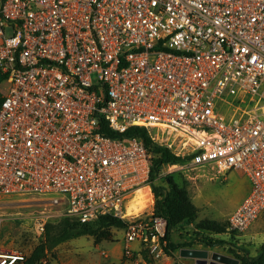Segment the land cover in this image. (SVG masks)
Masks as SVG:
<instances>
[{
	"label": "built area",
	"instance_id": "1",
	"mask_svg": "<svg viewBox=\"0 0 264 264\" xmlns=\"http://www.w3.org/2000/svg\"><path fill=\"white\" fill-rule=\"evenodd\" d=\"M0 75V194L48 198L31 216L38 233L112 215L126 223L124 257L166 256L150 154L103 123L190 157L166 175L242 171L251 188L229 231L264 214V0H0ZM139 190L145 215L128 211ZM25 260L0 251V264Z\"/></svg>",
	"mask_w": 264,
	"mask_h": 264
},
{
	"label": "rangeland",
	"instance_id": "2",
	"mask_svg": "<svg viewBox=\"0 0 264 264\" xmlns=\"http://www.w3.org/2000/svg\"><path fill=\"white\" fill-rule=\"evenodd\" d=\"M167 167L163 169L162 176L169 170ZM172 177L188 189L189 197L198 208L196 223L204 220L227 222L230 213L242 202L250 183L240 170L219 175L209 167L177 170ZM47 199L35 194H0V251L18 252L27 258L43 242L45 233L36 231L31 216L46 206ZM146 202V193L135 198L131 204L132 212L138 213L141 210L144 215L148 214L153 204L151 200L148 208H144ZM124 229L110 228L102 231L98 238L87 235L63 242L48 253L41 264H134L124 257L123 251H111L115 245L124 241ZM171 238L176 244L190 245L186 248L208 250L210 259L211 254L216 252L233 257L241 264L242 256L256 257L264 244V217L259 218L245 233L228 229L224 233H213L199 229L197 224L183 222L174 228ZM181 249L184 248L173 251L169 257L181 261L179 264H196L194 258H180ZM153 257L157 264L166 258H156L155 253Z\"/></svg>",
	"mask_w": 264,
	"mask_h": 264
},
{
	"label": "trees",
	"instance_id": "3",
	"mask_svg": "<svg viewBox=\"0 0 264 264\" xmlns=\"http://www.w3.org/2000/svg\"><path fill=\"white\" fill-rule=\"evenodd\" d=\"M1 80L2 77L0 75V84ZM2 101L3 92L0 85V106ZM101 132L111 137H137L144 142L150 154L151 162L150 183L154 195L153 216L163 218L167 221L166 233L162 238L163 241L167 242L165 247L166 255L171 256V253L175 250L190 247V245L176 244L171 238L174 228L183 222L197 224L199 229L213 233H224L227 231L228 221L222 223L204 220L196 223L198 208L189 197L188 189L173 179V173L162 176L163 169L169 165L167 163L182 164L190 157L177 156L166 146L154 142L152 136L145 128L132 127L127 132L119 134L110 129L106 123H103ZM131 206L129 208L130 214H135L136 212H132ZM125 226L126 223L123 220L112 215L101 216L99 219L90 223H81L77 218L72 217L53 219L46 225L45 239L43 242L20 264H41L48 253L52 252L56 246L63 242L87 235L98 238L104 230L110 228L123 229ZM210 244H213V242H210ZM140 253L146 264H157L149 250L142 249ZM240 260L241 264H264V244L260 247L256 257L250 258L248 256H242Z\"/></svg>",
	"mask_w": 264,
	"mask_h": 264
},
{
	"label": "water",
	"instance_id": "4",
	"mask_svg": "<svg viewBox=\"0 0 264 264\" xmlns=\"http://www.w3.org/2000/svg\"><path fill=\"white\" fill-rule=\"evenodd\" d=\"M181 256L191 257L196 260V264H239V260L228 255L220 253H212L211 259L209 258L208 250H198L191 248L181 249Z\"/></svg>",
	"mask_w": 264,
	"mask_h": 264
},
{
	"label": "crops",
	"instance_id": "5",
	"mask_svg": "<svg viewBox=\"0 0 264 264\" xmlns=\"http://www.w3.org/2000/svg\"><path fill=\"white\" fill-rule=\"evenodd\" d=\"M244 175V174H243ZM245 176V175H244ZM250 188H251V186H250V183H249V188H248V190H247V192L244 194V197L248 194V192L250 191ZM244 197H243V199H244ZM264 215V214H263ZM261 216V217H264V216ZM260 217V218H261ZM259 220V219H258ZM257 220V221H258ZM124 240V239H123ZM136 245V244H135ZM115 250H121V251H123V241H121V242H119V244H117V245H115L114 246V248L111 250V251H115ZM110 255H112V254H110ZM166 257V256H165ZM180 258L181 257H183V256H179ZM178 256H176V258H179ZM179 263H181V261L179 262L178 260H176V259H172V258H170L169 256H167L165 259H163L162 260V262H161V264H179ZM195 263H196V260H195ZM126 264V263H125Z\"/></svg>",
	"mask_w": 264,
	"mask_h": 264
},
{
	"label": "bare ground",
	"instance_id": "6",
	"mask_svg": "<svg viewBox=\"0 0 264 264\" xmlns=\"http://www.w3.org/2000/svg\"><path fill=\"white\" fill-rule=\"evenodd\" d=\"M167 166H168V167H171V169L175 168L174 166H171L170 164L167 165ZM166 171H167V170H166ZM143 194H145V191H144V190H139V191L136 193V195H135L134 199L132 200V202L135 200V198H137L138 196L143 195ZM132 202L130 203V205L132 204ZM130 205H129V208H130ZM129 208H128V211H129ZM129 213H130V211H129Z\"/></svg>",
	"mask_w": 264,
	"mask_h": 264
}]
</instances>
